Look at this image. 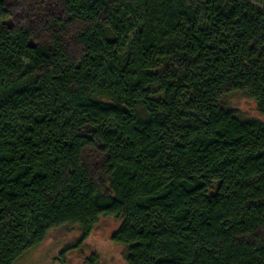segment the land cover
<instances>
[{
  "label": "trees",
  "instance_id": "16d2710c",
  "mask_svg": "<svg viewBox=\"0 0 264 264\" xmlns=\"http://www.w3.org/2000/svg\"><path fill=\"white\" fill-rule=\"evenodd\" d=\"M256 2L0 0V264L103 217L128 264H264Z\"/></svg>",
  "mask_w": 264,
  "mask_h": 264
},
{
  "label": "rangeland",
  "instance_id": "374dc122",
  "mask_svg": "<svg viewBox=\"0 0 264 264\" xmlns=\"http://www.w3.org/2000/svg\"><path fill=\"white\" fill-rule=\"evenodd\" d=\"M223 105L235 111L241 120L264 121L256 102L244 94L227 96ZM120 225L115 217H103L86 240L78 227H62L52 231L43 244L16 264H128L127 248L112 241Z\"/></svg>",
  "mask_w": 264,
  "mask_h": 264
}]
</instances>
